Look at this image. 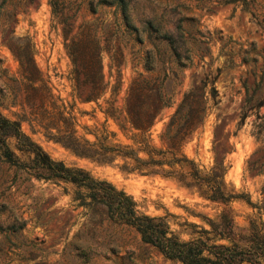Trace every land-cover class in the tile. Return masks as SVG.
<instances>
[{"label": "rangeland", "instance_id": "rangeland-1", "mask_svg": "<svg viewBox=\"0 0 264 264\" xmlns=\"http://www.w3.org/2000/svg\"><path fill=\"white\" fill-rule=\"evenodd\" d=\"M64 1L68 12L74 10L73 24L97 17L103 30H111L108 49L100 51L101 71L109 85L96 101H81L72 91L70 62L48 0H2L0 37L5 35L2 13L12 12L10 41L29 37L36 66L74 117L75 135L92 141L91 131L105 128L114 132L109 136L112 142L130 143L100 106L108 97L120 105L137 71L159 76L164 71L163 86L172 93L171 104L161 109L150 128L151 142L160 145L158 132L181 92L207 80L203 121L183 142L182 151L201 169H208L214 158L222 159L225 188L241 196L209 199L173 177L131 168L128 158L101 161L78 155L34 121L21 120V129L49 156L110 180L132 195L139 210L164 216L179 238L200 235L201 228H209L207 219H217L222 209L229 211L235 235L246 233L251 219L264 231V0H128L135 25L155 15L168 31L175 24L189 31L195 54L182 69L176 67L163 42L153 44L144 33L138 41L129 34L113 4L91 0L96 9L91 13L87 0ZM116 46L119 63L110 66L109 55ZM146 49L155 68L152 71L142 67ZM0 54L8 72H13L16 61L4 45ZM209 80L216 89L213 99L207 92ZM0 110L13 117L19 107L6 104ZM9 145L13 148L12 139ZM74 189L68 181L36 178L0 160V264H182L142 242L132 227L109 219L103 204L80 203L73 197Z\"/></svg>", "mask_w": 264, "mask_h": 264}, {"label": "trees", "instance_id": "trees-1", "mask_svg": "<svg viewBox=\"0 0 264 264\" xmlns=\"http://www.w3.org/2000/svg\"><path fill=\"white\" fill-rule=\"evenodd\" d=\"M95 1L113 4L119 12L123 28L136 40L141 41V34L144 33L153 44L163 42L178 69L190 63L195 47L185 27L175 24L173 31H168L155 15L142 20L137 26L129 14L128 0ZM48 3L52 19L59 24L62 44L70 62L68 78L72 91L81 101H96L109 85L101 71L100 51L108 49L111 30L109 27L103 30L97 24V17L73 24L74 10L68 12L66 1L48 0ZM85 4L89 12L96 11L95 7H91V0ZM1 17L5 35L0 37V45H4L16 61V69L9 73L0 54V105L19 107L18 112H13V117L0 110L1 161L36 178L70 182L75 187L73 197L79 199L80 203L103 204L109 219L132 227L142 242L153 246L166 258L182 264H264V231L255 220L249 221L246 233L235 235L232 217L227 209H222L217 219H207L209 228H201L200 235L179 238L169 229L164 216L139 210L132 195L110 180L93 176L83 167L70 166L49 156L20 127L23 119L34 121L49 137L60 141L78 155L101 161H111L116 156L128 158L132 162L131 168L173 177L185 186L195 187L209 199L227 201L241 196V193L225 188L222 159L214 158L208 169H201L182 151L183 142L203 121L207 80L192 83L181 92L174 109L158 132L160 145H155L151 142L150 128L160 118L161 109L171 104L172 93L163 86L164 71L161 76L159 73L150 75L137 71L130 78L120 105L114 104L111 97L104 98V106L98 104L104 116L114 120L130 143L112 142L109 136L114 132L105 128L91 131L94 140L89 141L75 135L74 117L60 98L51 92L36 66L29 37L16 36L15 41H10L12 27L9 24L14 14L4 11ZM118 50L116 46L110 53V66L119 63ZM142 67L145 71L155 69L148 49L144 51ZM116 82L111 84L112 91ZM207 92L213 99L216 89L212 82ZM9 139L13 140V148L9 145ZM214 239H225V242Z\"/></svg>", "mask_w": 264, "mask_h": 264}]
</instances>
